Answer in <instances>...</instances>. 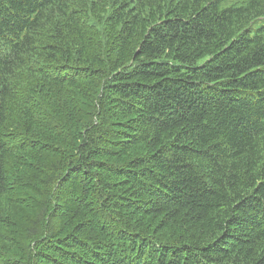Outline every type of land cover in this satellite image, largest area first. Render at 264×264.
I'll return each mask as SVG.
<instances>
[{
	"label": "trees",
	"instance_id": "1",
	"mask_svg": "<svg viewBox=\"0 0 264 264\" xmlns=\"http://www.w3.org/2000/svg\"><path fill=\"white\" fill-rule=\"evenodd\" d=\"M0 264H264V0H0Z\"/></svg>",
	"mask_w": 264,
	"mask_h": 264
},
{
	"label": "bare ground",
	"instance_id": "2",
	"mask_svg": "<svg viewBox=\"0 0 264 264\" xmlns=\"http://www.w3.org/2000/svg\"><path fill=\"white\" fill-rule=\"evenodd\" d=\"M4 1V0H3Z\"/></svg>",
	"mask_w": 264,
	"mask_h": 264
}]
</instances>
